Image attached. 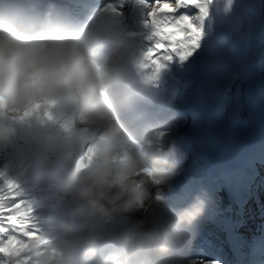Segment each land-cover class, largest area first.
<instances>
[{
    "label": "clouds",
    "instance_id": "clouds-1",
    "mask_svg": "<svg viewBox=\"0 0 264 264\" xmlns=\"http://www.w3.org/2000/svg\"><path fill=\"white\" fill-rule=\"evenodd\" d=\"M130 39L58 22L51 14L38 25L20 7L0 9V96L24 103L33 96L65 98L86 119L105 123L114 134L110 143L96 150L94 163L74 177V194L93 212L105 215L121 211V202L139 206L150 194L139 178L148 174L154 184L163 183L177 164L174 146L167 151L157 147L155 151L129 152V138L115 126V89L126 76ZM101 93L104 107L96 104ZM10 136L8 128L0 127V146ZM146 143L159 146L163 138L153 131ZM205 208V200L197 197L179 209L152 242L155 252L166 255L183 236L184 227L196 222ZM140 239L138 232L127 234L124 249L106 256L102 264H151L137 258ZM94 255L91 245L82 252L84 257Z\"/></svg>",
    "mask_w": 264,
    "mask_h": 264
},
{
    "label": "bare ground",
    "instance_id": "bare-ground-1",
    "mask_svg": "<svg viewBox=\"0 0 264 264\" xmlns=\"http://www.w3.org/2000/svg\"><path fill=\"white\" fill-rule=\"evenodd\" d=\"M225 1L209 0L207 15L203 18H200L199 15L197 20H193V23L200 29L201 33L198 46L190 49L191 55L184 60H181L176 55L173 58L181 66V82L187 89L197 87L206 79V75L204 74L206 67L202 63L209 56V53L212 54L215 51V46L219 41L218 38L221 33L217 32V25L214 23L218 20L219 16H216L215 12L218 5H222ZM130 8H138L142 12V25L153 34V26L148 21V13L151 9L147 8V5L142 3L141 0H131L128 4V9ZM187 9H189V6L180 7L178 14L182 12L186 13ZM242 25L246 29L245 65L241 69L243 77L235 79L227 94V118L225 121L231 129L238 132L244 130L248 120H258L264 114V0L250 1ZM215 35H217V38H214ZM213 58L212 56L210 63L213 62ZM246 75L247 79L245 78ZM112 91L110 88L109 92L111 93ZM96 100L98 107L106 106L104 98L98 96ZM12 101L14 99H5L3 96H0V127L8 128L12 139L16 136L21 137L25 141L23 147L26 151L31 148L41 147L42 144L44 147L55 146L54 148L52 147V152L47 154L48 156L43 166L49 169L50 176L59 179V185L63 191H74L75 176L70 181H67L66 178L68 173L67 152L71 143L70 128L79 121L77 116L79 108L76 109L74 106H71V101L68 99L55 100L48 96H33L27 100L28 106L26 110L20 116L16 115L15 118H12L9 116V113L14 111L15 114H18V109H12L11 107ZM115 106L119 128L131 131L133 127L122 119L123 104L119 102L116 94ZM199 110H202V106L199 107ZM87 126L101 127L99 124L94 126L93 124H89ZM146 129L150 130V127H146ZM165 142L163 138V143ZM167 145L168 141L166 142ZM250 145L260 168L258 179L254 184L258 195L248 206L245 215L238 217V222L242 225L240 231H244L247 227L244 222L249 221L251 218H256L252 220V225L247 229L245 235L246 239L250 237V240H252L255 236L254 234L261 230L264 224V134H260L259 139L253 141ZM129 151L134 152L131 148ZM89 163H91V159H89ZM173 173L174 169L171 170V175ZM41 175H45L44 172L43 174H36V176ZM140 179L139 183L145 187V178ZM172 179L173 176L167 179L168 183H171ZM63 202H65L64 205H71L69 201ZM86 208L88 207L84 200L81 203L79 202L76 214L73 217L71 216L73 221L85 224L76 228L75 233L78 235L93 233L94 230L89 228V224L101 219L105 215L101 214L99 217H96L87 213L85 211ZM177 211L163 197L154 198L149 219L144 222V224L148 225L141 227L134 221H129L133 220L132 218H126L120 223H114L101 229L102 231L99 233L106 237L103 239H88L83 243L82 249L91 245L95 255L90 256L89 259H84L82 263L102 264L106 256L124 249V238L131 232L141 234L137 252L138 259L161 256L156 252L151 254L152 242L157 236L155 232L165 227ZM151 221L152 223L149 224ZM117 231H122L125 234L118 236L116 234ZM209 231V226L202 230L194 223L184 227L183 235L191 236L193 239L187 240L188 242L184 243L183 248L179 249V251L182 249L184 251L177 252L176 258L181 264H234L231 260H227L224 253L221 254V252L217 251L218 242H214L213 238H207L205 234ZM199 247H203V250H200ZM172 253L173 250H170L166 256L175 257ZM79 254L78 250L72 249L67 255L69 257L75 255L81 257Z\"/></svg>",
    "mask_w": 264,
    "mask_h": 264
},
{
    "label": "rangeland",
    "instance_id": "rangeland-1",
    "mask_svg": "<svg viewBox=\"0 0 264 264\" xmlns=\"http://www.w3.org/2000/svg\"><path fill=\"white\" fill-rule=\"evenodd\" d=\"M171 2L175 4L176 0H171ZM147 8L151 9V6L147 5ZM184 14L192 17L193 20H197L200 15L199 9L194 6H189V9ZM99 97L104 98L103 93ZM27 106L28 102L24 103L22 100L12 101L11 107L12 109H18V114L13 111L9 113V116L12 118L16 117V115L20 116ZM154 115L156 116V114H145L141 121L131 126L133 127L131 131L119 128L116 117L115 126L129 138L128 151L130 148L133 151H155L157 147L167 151L166 142L176 128L178 121L172 120L165 123L154 120ZM77 116L79 124H93V126L99 124L101 126L97 127L101 131L91 147L93 154L101 145L112 141L114 134L110 132L109 127L105 123L91 118L86 119L80 109H78ZM146 127H150V130L146 129ZM153 131L161 138H164L166 142L159 146L147 144L146 141ZM24 142L21 137L16 136L12 139L10 136L8 141L3 146H0V191H11L7 188V181H12L17 185L14 192L18 196L17 199L22 203V207L17 209V211L22 213V222L27 221L25 226L16 233L19 241L18 245L13 244L10 248V254L0 257V264H88L82 263L84 259L90 258V256H82L84 250L82 246L86 240L103 239L106 236L99 233L102 231L101 229L114 223H120L126 218H132L133 220L129 221H134L138 226L144 227L148 225L144 224V222L149 219L154 198L163 197L168 203V180L154 184L152 177L145 174L143 175L144 177L141 176L140 178H145V188L150 194L139 206H128L126 203L121 202L124 205L121 211L111 212L107 215L103 214L104 216L101 219L89 224V228L94 230L93 233L78 235L75 233L76 228L85 224L73 221L71 216L73 217L76 214L79 202L81 203L83 200L76 196L74 191H63L59 185V179L50 176L49 169L44 168V166L42 169L47 181L40 184L35 183L37 167L41 164L44 165L47 154L52 152L51 149L55 146L44 147L42 144L41 147L31 148L26 151L23 147ZM63 201H69L71 205H64L65 202ZM10 203L14 204L16 201H10ZM151 223L152 221L149 224ZM116 234L119 236L125 233L117 231ZM190 238L193 239L191 236L183 235L176 241L171 249L173 250L172 255L177 256L179 249L183 248L184 243L188 242L187 240H191ZM72 249L78 250V254L80 253L81 257H77L78 255L69 257L67 254ZM199 249L203 250V247H199Z\"/></svg>",
    "mask_w": 264,
    "mask_h": 264
},
{
    "label": "snow or ice",
    "instance_id": "snow-or-ice-1",
    "mask_svg": "<svg viewBox=\"0 0 264 264\" xmlns=\"http://www.w3.org/2000/svg\"><path fill=\"white\" fill-rule=\"evenodd\" d=\"M151 6L148 21L153 26V47L150 55L158 60H171L173 55L181 60L191 55L190 49L198 46L200 29L193 23V18L186 14H178L180 7L194 6L199 9L200 18L207 15L209 0H141ZM11 191H0V257L10 254L13 244L19 243L17 231L22 229L27 221L21 220L22 213L17 209L22 203L17 199L12 181H7ZM16 201V203H10ZM11 229V231H10Z\"/></svg>",
    "mask_w": 264,
    "mask_h": 264
}]
</instances>
